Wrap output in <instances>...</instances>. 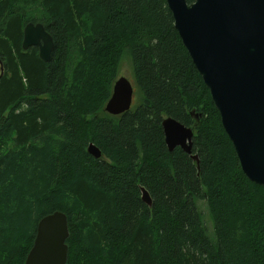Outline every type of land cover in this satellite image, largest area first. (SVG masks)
Masks as SVG:
<instances>
[{"label": "trees", "instance_id": "trees-1", "mask_svg": "<svg viewBox=\"0 0 264 264\" xmlns=\"http://www.w3.org/2000/svg\"><path fill=\"white\" fill-rule=\"evenodd\" d=\"M27 23L52 36L48 62L22 50ZM124 57L137 104L112 116ZM0 65V264H24L55 211L66 264H264V190L243 174L166 0H0ZM165 117L192 129L198 163L167 150Z\"/></svg>", "mask_w": 264, "mask_h": 264}, {"label": "water", "instance_id": "water-1", "mask_svg": "<svg viewBox=\"0 0 264 264\" xmlns=\"http://www.w3.org/2000/svg\"><path fill=\"white\" fill-rule=\"evenodd\" d=\"M174 28L193 66L209 90L221 125L232 143L245 177L264 190V0H166ZM22 49L36 46L45 63L54 48L52 36L41 23L23 29ZM2 67L0 68V76ZM133 87L119 77L104 111L118 116L131 107ZM164 143L169 152L179 147L191 159L192 129L178 121L162 119ZM94 159L100 150L89 143ZM141 201L151 199L144 187ZM69 237L67 217L55 211L36 226L24 264H66Z\"/></svg>", "mask_w": 264, "mask_h": 264}, {"label": "rangeland", "instance_id": "rangeland-1", "mask_svg": "<svg viewBox=\"0 0 264 264\" xmlns=\"http://www.w3.org/2000/svg\"><path fill=\"white\" fill-rule=\"evenodd\" d=\"M118 76H124V77L129 78V79L132 76L130 61H129V59L127 57H124L122 59V61H121L120 69H119V75ZM136 104H137V100H136V97H134L131 107L136 106ZM197 206H198V209L201 212V216H202V219H203L206 227L210 228L211 223L209 222V217L207 215L205 204L203 202H197Z\"/></svg>", "mask_w": 264, "mask_h": 264}, {"label": "bare ground", "instance_id": "bare-ground-1", "mask_svg": "<svg viewBox=\"0 0 264 264\" xmlns=\"http://www.w3.org/2000/svg\"><path fill=\"white\" fill-rule=\"evenodd\" d=\"M21 44H22V43H21ZM33 47L36 48V49L38 50V53H39V49H38V47H36V46H32V47H29V48H33ZM21 48H22V46H21ZM29 48H28V49H29ZM22 50H23V49H22ZM26 50H27V49H26ZM26 50H24V51H26ZM38 57H39V56H38ZM39 59H40V58H39ZM40 60H41V59H40ZM41 61H42V60H41ZM42 62H43V61H42Z\"/></svg>", "mask_w": 264, "mask_h": 264}]
</instances>
